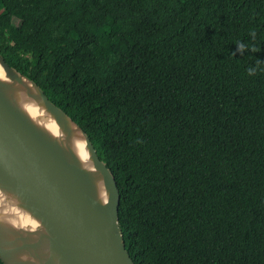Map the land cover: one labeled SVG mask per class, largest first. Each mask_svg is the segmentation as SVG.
I'll return each instance as SVG.
<instances>
[{"label":"trees","instance_id":"1","mask_svg":"<svg viewBox=\"0 0 264 264\" xmlns=\"http://www.w3.org/2000/svg\"><path fill=\"white\" fill-rule=\"evenodd\" d=\"M0 53L112 171L134 264H264V0H0Z\"/></svg>","mask_w":264,"mask_h":264},{"label":"water","instance_id":"2","mask_svg":"<svg viewBox=\"0 0 264 264\" xmlns=\"http://www.w3.org/2000/svg\"><path fill=\"white\" fill-rule=\"evenodd\" d=\"M118 205L87 133L0 53L3 264H134Z\"/></svg>","mask_w":264,"mask_h":264},{"label":"rangeland","instance_id":"3","mask_svg":"<svg viewBox=\"0 0 264 264\" xmlns=\"http://www.w3.org/2000/svg\"><path fill=\"white\" fill-rule=\"evenodd\" d=\"M3 22H4V25L5 26H8L10 23H13L14 22V19H12V18H9V17H4L3 18ZM79 27H80V30H81V32L82 33H88V31H86V30H88V29H90V30H95V27H93V26H91V28H89V26L85 29V26H84V24L83 23H79ZM98 32V31H97Z\"/></svg>","mask_w":264,"mask_h":264}]
</instances>
